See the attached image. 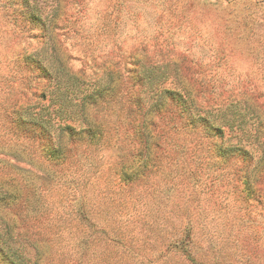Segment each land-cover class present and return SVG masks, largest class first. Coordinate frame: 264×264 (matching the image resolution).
I'll list each match as a JSON object with an SVG mask.
<instances>
[{
  "label": "rangeland",
  "instance_id": "obj_1",
  "mask_svg": "<svg viewBox=\"0 0 264 264\" xmlns=\"http://www.w3.org/2000/svg\"><path fill=\"white\" fill-rule=\"evenodd\" d=\"M0 195V264H264V0H0Z\"/></svg>",
  "mask_w": 264,
  "mask_h": 264
},
{
  "label": "trees",
  "instance_id": "obj_2",
  "mask_svg": "<svg viewBox=\"0 0 264 264\" xmlns=\"http://www.w3.org/2000/svg\"><path fill=\"white\" fill-rule=\"evenodd\" d=\"M39 11H40V9L37 6L35 7L34 5H31L30 10H29V14L31 13V14H33V16L30 17L29 23L33 26L39 25L40 30L43 32V31H46V27H45L46 23H45V19L44 20L41 19V13ZM28 19H29V17H28ZM23 64L26 67H29L31 70L32 69L37 70L39 72V77L48 80V82L50 81L52 83L53 81H55L56 82L55 83V89L56 90H60L61 87H67L68 89L72 88L71 94L72 95L75 94V90H74L75 85H73V83H72V85H67V84L63 85L62 84L63 82L60 80L61 79L60 75L61 74L63 76L65 75V69L62 67V63L58 59L56 51L53 49V47H50L47 50L40 49L33 54L26 55L24 57V63ZM175 96L181 97V94L177 95V93H176ZM85 97H82V99H81L82 104L86 103ZM185 102L186 101L184 100L181 103L185 112L191 110L192 108H196L194 101L192 99L190 100V104L187 103V105H185ZM206 102L209 103L210 101L206 99ZM64 103L61 102L60 107L65 108ZM208 107L209 106H207V108ZM210 109H211V111L210 110L205 111L207 113L205 116H199V114H196L197 118L195 120H197V122L199 124L201 123L200 127L202 129H204L205 133L208 136L222 137L223 136V130L221 129V125L217 121V117L215 115H213V113H212L214 110H217V109H214V106H212ZM218 112H219V110H218ZM30 120L31 121L24 120L23 122H25L27 124H34L33 126H35V128H40V134H44L46 136L50 135L51 131H49L50 125H49L48 121H38V120L35 121L34 119L33 120L30 119ZM42 122L47 123L49 126L48 125L46 126L45 123H42ZM64 128H67L68 130H72V128L68 127V126H66ZM82 131L83 130H81L80 132H82ZM49 144H51V145L49 148L46 149V151H47L46 153L50 156V158L57 159L61 156H64V153H65L64 149H61L59 145H53L54 144L53 142H49ZM227 150H228V152H232V151H234V148L223 149L222 151H221V147L219 149L220 154L226 153ZM1 199L3 200V196L0 195V200ZM7 239H9V237H7ZM184 242H185L184 240L183 241H177L176 240V241H174V246L176 247L178 245V243L183 244ZM7 243H8V241L6 240V237L0 236V250L3 252L6 249L7 253H10V250L8 249L9 246L6 247ZM185 246H188V244L186 243ZM185 246L182 248H186ZM12 254H14V252ZM12 262L14 264H17V261L16 262L12 261ZM201 264H206V263L202 262Z\"/></svg>",
  "mask_w": 264,
  "mask_h": 264
}]
</instances>
